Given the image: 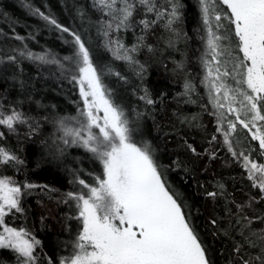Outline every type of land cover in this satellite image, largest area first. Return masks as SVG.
I'll list each match as a JSON object with an SVG mask.
<instances>
[{
  "label": "snow or ice",
  "instance_id": "1",
  "mask_svg": "<svg viewBox=\"0 0 264 264\" xmlns=\"http://www.w3.org/2000/svg\"><path fill=\"white\" fill-rule=\"evenodd\" d=\"M198 5L204 46L199 58L204 73L200 84L206 90L210 114L216 118L215 132L252 190L247 202L232 201L235 212L229 210L235 216L230 224L239 229L232 237L234 256L228 264H264V227L259 231L251 227L255 222L264 224V215H248L255 205H264V0H198ZM94 7L104 17L99 22L104 48L114 59L136 64L133 54L145 46L144 34L157 25L175 34L183 4L181 0H165L163 5L158 0H94ZM33 14L73 38V55L63 59L73 65L71 80L79 86L82 105L76 116L60 117L55 123L63 133L59 138L63 145L83 148L99 164L97 173H88L91 181L77 177L72 183L79 190L64 194V203L74 208L69 219L77 221L76 235L68 255L58 260L48 257L46 264H215L209 243L192 226L184 203L167 184L152 146L137 141V121L115 102L104 84L105 74L121 80L126 77L98 65L79 34L38 8ZM136 27L141 35L128 48L119 34ZM18 56L62 70L65 67L55 55L33 53L26 45L6 60L18 63ZM184 87V95L196 91L190 80ZM140 99L154 104L147 89ZM31 121L16 108L5 110L0 104V128L7 133H17L20 125H28L34 133L39 125ZM240 128L246 130L247 143L237 139ZM5 135L0 131V139ZM187 147L198 154L192 145ZM58 150L63 155V149ZM22 163L14 151L0 145V166ZM37 187L47 186L0 177V249H10L17 264H39L35 253L41 241L26 229L8 226L6 217L22 213L25 190ZM217 187L207 195L213 199L224 195V185ZM210 223L217 225L215 219ZM224 234L229 235L227 229Z\"/></svg>",
  "mask_w": 264,
  "mask_h": 264
},
{
  "label": "trees",
  "instance_id": "2",
  "mask_svg": "<svg viewBox=\"0 0 264 264\" xmlns=\"http://www.w3.org/2000/svg\"><path fill=\"white\" fill-rule=\"evenodd\" d=\"M158 3L163 5L165 0ZM181 3L175 34L157 25L144 34L145 46L133 54L137 63L129 64L114 59L104 48L105 37L99 31L104 17L94 7V0H0V58H4L0 63V104L5 110L16 108L39 125L34 133L28 125L18 126L15 134L0 128L6 132L0 145L14 151L23 161L0 166V177L47 186L25 190L21 200L23 212L8 215L6 224L26 229L41 241L35 253L39 264H46L48 257L58 260L71 251L69 245L75 238L77 221L69 219L75 212L73 206L64 203V194L79 190L72 183L77 177L91 181L88 173H97L99 164L83 148L65 146L59 139L62 133L55 121L76 116L82 105L79 86L71 80L73 65L63 59L73 55V38L33 14L37 8L79 34L92 49L98 65L111 67L126 77L121 80L105 74L104 84L112 91L115 102L137 121V141L152 146L167 184L184 203L192 226L209 243L215 264H228L234 256L232 237L239 226L230 224L235 216L229 210L235 212L232 201L247 202L252 190L222 137L215 132L216 118L210 114L211 105H207V93L200 84L204 73L199 58L204 46L200 39L203 32L199 31L202 24L198 0ZM17 35L25 39L17 40ZM119 35L131 48L141 30L136 27ZM25 45L33 53L55 55L64 69L19 56L18 63L6 60L8 55H18ZM186 80L196 85L191 96L184 95ZM145 89L154 104L140 99ZM245 132L239 129L237 139L241 143H247ZM214 135L218 140L212 141ZM189 144L198 154L189 151ZM219 184L224 185V195L209 197L207 193L217 191ZM254 208L255 211L249 209V216L264 215V205ZM213 219L217 221L215 227L210 223ZM251 227L259 231L264 224L255 222ZM226 229L229 235L224 234ZM0 264H17L10 249H0Z\"/></svg>",
  "mask_w": 264,
  "mask_h": 264
},
{
  "label": "rangeland",
  "instance_id": "3",
  "mask_svg": "<svg viewBox=\"0 0 264 264\" xmlns=\"http://www.w3.org/2000/svg\"><path fill=\"white\" fill-rule=\"evenodd\" d=\"M62 133V132H61ZM62 135H63V133H62Z\"/></svg>",
  "mask_w": 264,
  "mask_h": 264
}]
</instances>
